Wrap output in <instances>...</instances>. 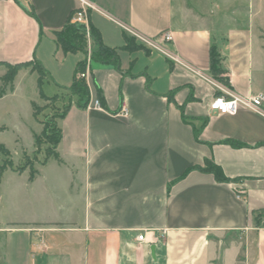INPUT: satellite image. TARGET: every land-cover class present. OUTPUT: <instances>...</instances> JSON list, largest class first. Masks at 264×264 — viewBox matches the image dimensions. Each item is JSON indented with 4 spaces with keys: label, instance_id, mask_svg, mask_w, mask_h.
I'll return each mask as SVG.
<instances>
[{
    "label": "crops",
    "instance_id": "obj_1",
    "mask_svg": "<svg viewBox=\"0 0 264 264\" xmlns=\"http://www.w3.org/2000/svg\"><path fill=\"white\" fill-rule=\"evenodd\" d=\"M90 1L89 25L118 50L119 66L91 60L92 39L85 52L59 46L79 0H0V61H38L42 86L63 95L88 57L91 91L87 107L74 96L60 119V160L30 180L58 195L52 184L65 172L66 197L51 198L42 219L0 222L10 237L26 233L21 264H264V115L212 112L209 80L264 93V25L228 5L235 0ZM164 32L177 60L136 35L161 41ZM214 47L224 80L211 72ZM208 162L229 181L203 170Z\"/></svg>",
    "mask_w": 264,
    "mask_h": 264
},
{
    "label": "rangeland",
    "instance_id": "obj_2",
    "mask_svg": "<svg viewBox=\"0 0 264 264\" xmlns=\"http://www.w3.org/2000/svg\"><path fill=\"white\" fill-rule=\"evenodd\" d=\"M233 5L240 12L249 11L256 19L257 25H264V0H235ZM262 21V22H261ZM36 64L30 63L21 69L34 70ZM20 69V70H21ZM9 70L7 65H0V78ZM19 70V71H20ZM38 72L34 75L20 73L16 76L15 90L7 89L6 94L0 96V145H4L11 152V158L16 167L27 166L26 172L16 173L12 169L3 172L0 179V222L6 224L16 220H28L38 217L42 219L52 213L49 202L51 198L66 197V173L63 176L55 178L53 186L58 189V195L48 192L49 196L42 192V184H30V170H38L46 157V150L51 147L47 139H42L43 143L39 147L36 144L34 134H42L48 120L60 123V119L55 116L61 114L65 106L69 103V93L60 95L56 99H45L41 96L44 93L47 96L54 95L51 88L39 86ZM3 82L0 79V89ZM38 103V116H34L32 103ZM10 157L3 151H0V167L6 164ZM33 186V187H32ZM40 189L42 193L37 194L34 189ZM52 189V187H50ZM55 193V192H54ZM37 202L35 204V201ZM41 199V202H40ZM48 199V200H47ZM8 233L0 232V264H21L27 243L26 233L18 232L9 235L12 238L11 247L8 249L6 240ZM42 239V238H40ZM29 249V246H28ZM13 257V261L10 258ZM20 261V262H19Z\"/></svg>",
    "mask_w": 264,
    "mask_h": 264
},
{
    "label": "trees",
    "instance_id": "obj_3",
    "mask_svg": "<svg viewBox=\"0 0 264 264\" xmlns=\"http://www.w3.org/2000/svg\"><path fill=\"white\" fill-rule=\"evenodd\" d=\"M75 10L72 12L71 16L69 17L65 27L57 32V42L59 46L63 49L64 52H79V51H86L87 48V37H86V30L83 25L77 24L72 21V17ZM90 33H91V39L96 44L97 48L93 50L90 53V59L93 61H97L100 63H110L115 66H119V55L118 50L116 48L109 47L102 41V37L100 33L97 31V29L90 25ZM30 63L36 64V67L33 71H38L39 73V86L41 87L43 77L45 75L44 69L40 66L38 61H28V62H22L17 64H10L4 61H0V65H7L9 67V70L1 77V80L3 82V86L0 89V96H3L6 94L7 89L13 90L14 89V81L15 78L19 72V70L22 67L27 66ZM88 65V57L78 63V66L76 68V73L74 75V79L72 84L69 86V94L70 99L68 105L65 106L64 111L59 114L58 116H55L56 119L64 118L73 105V97L75 96L77 99L75 101V104L78 107L85 108L88 106L91 100V91L90 86L85 77L79 76L80 73L86 72V67ZM211 72L214 77L218 78L221 77L223 73V68L221 67V57L218 52V50L214 47L211 51ZM222 80H224L221 77ZM41 96L45 99H56L59 97V94H55L53 96H47L44 93H42L41 90ZM100 104H104V100L101 96H99ZM33 109H34V116L37 118L38 116V106L35 102L32 103ZM36 144L40 147L42 145V139H47L50 143L51 147H48L46 150V157L42 161V164H46L49 159L56 158L57 160H60L59 154L57 152V147L62 139V130L59 126V123L48 120V122L45 125V128L43 129L42 134H34ZM0 151H3L5 154H7L10 158V160L0 167V179L4 171L7 169H12L17 172H23L26 170L27 166H20L16 167L14 165V162L11 158V152L10 150L5 147L4 145H0ZM203 170L212 172L215 174L218 180L220 181H229V179L224 175L222 169L220 166L213 162H208L207 167L203 168ZM38 174V170L31 169L30 170V180H34L36 178V175Z\"/></svg>",
    "mask_w": 264,
    "mask_h": 264
},
{
    "label": "built area",
    "instance_id": "obj_4",
    "mask_svg": "<svg viewBox=\"0 0 264 264\" xmlns=\"http://www.w3.org/2000/svg\"><path fill=\"white\" fill-rule=\"evenodd\" d=\"M79 2L80 6L75 10L72 17V21L85 27L87 41L90 42L91 33L88 20V10L90 8H94V5L90 0H79ZM136 35L141 39L144 44L148 45L151 48L162 51L168 56L172 57L174 60H177L174 56L171 55V53H169V51H167L163 47V43L170 42L173 40L172 32H164L161 36V41L155 38H149L139 34ZM79 76L87 78L88 73L86 71L84 73H80ZM209 80L212 82L216 90H218V93L214 96L213 100L210 103V110L212 112L219 114H235L238 111L239 107H246L254 110L259 114L264 115V93L255 94L251 96H243L233 91L231 88L224 86L213 79ZM93 104L96 107L102 106L98 99L94 100ZM122 111L125 114H127L128 112L126 107H123ZM138 240L144 241L145 234H139Z\"/></svg>",
    "mask_w": 264,
    "mask_h": 264
}]
</instances>
